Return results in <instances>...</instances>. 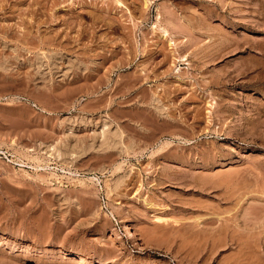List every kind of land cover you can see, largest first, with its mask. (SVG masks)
I'll list each match as a JSON object with an SVG mask.
<instances>
[{
    "label": "rangeland",
    "instance_id": "obj_1",
    "mask_svg": "<svg viewBox=\"0 0 264 264\" xmlns=\"http://www.w3.org/2000/svg\"><path fill=\"white\" fill-rule=\"evenodd\" d=\"M0 264H264V0H0Z\"/></svg>",
    "mask_w": 264,
    "mask_h": 264
},
{
    "label": "bare ground",
    "instance_id": "obj_2",
    "mask_svg": "<svg viewBox=\"0 0 264 264\" xmlns=\"http://www.w3.org/2000/svg\"><path fill=\"white\" fill-rule=\"evenodd\" d=\"M80 121H84L82 118H81V120ZM105 135H104V134ZM110 133V132H109ZM103 134V135H102ZM106 134L107 135H109L108 133H106V132H102L101 133V135L103 136V137H101V142H100V145L102 144V145H106L107 144V146H108V140H110V139H108L109 138V136H106ZM111 136H112V134H111ZM111 140H113V138L111 139ZM110 144V143H109ZM101 147V146H100ZM47 152L49 153V157H51V158H53L54 160H57V159H59V158H62V152H61V150L59 149V148H57V147H52V146H49V147H47ZM119 180V179H118ZM118 181L116 180H109V183H110V187H111V189H115L117 186V183ZM126 227V229H127V226H125ZM128 231V230H127ZM130 232V231H129ZM131 233V232H130ZM129 236H131V235H129ZM133 237V236H132Z\"/></svg>",
    "mask_w": 264,
    "mask_h": 264
}]
</instances>
